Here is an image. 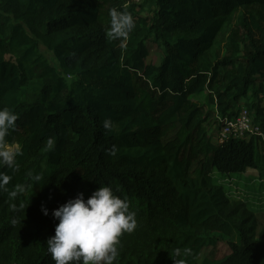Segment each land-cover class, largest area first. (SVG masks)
<instances>
[{
  "label": "trees",
  "instance_id": "16d2710c",
  "mask_svg": "<svg viewBox=\"0 0 264 264\" xmlns=\"http://www.w3.org/2000/svg\"><path fill=\"white\" fill-rule=\"evenodd\" d=\"M113 8L127 39L107 36ZM5 107L22 154L2 171L25 187L0 191V264H55L52 210L103 186L137 220L113 264H264V217L215 181L255 171L264 189V0H0ZM243 110L262 136L219 143Z\"/></svg>",
  "mask_w": 264,
  "mask_h": 264
},
{
  "label": "clouds",
  "instance_id": "9594fccd",
  "mask_svg": "<svg viewBox=\"0 0 264 264\" xmlns=\"http://www.w3.org/2000/svg\"><path fill=\"white\" fill-rule=\"evenodd\" d=\"M107 36L112 40L127 39L135 29L133 16L115 8L109 12ZM18 117L8 108H0V191H8L9 197L17 196L25 186L11 191L8 185L12 179L2 169H14L16 158L21 155L19 148L8 142L11 130L16 127ZM105 121L104 126L109 127ZM49 148L53 140L48 139ZM30 178L39 182L40 174ZM44 215L49 210L42 206ZM58 220L53 236L47 239V252L55 264H113L117 256L120 237L137 228L135 213L130 210L129 201L114 194L109 186L96 189L90 197L79 193L58 208L52 210Z\"/></svg>",
  "mask_w": 264,
  "mask_h": 264
},
{
  "label": "rangeland",
  "instance_id": "374dc122",
  "mask_svg": "<svg viewBox=\"0 0 264 264\" xmlns=\"http://www.w3.org/2000/svg\"><path fill=\"white\" fill-rule=\"evenodd\" d=\"M143 16H147V12ZM148 46L150 50L149 61L160 65L161 50L151 42L148 43ZM41 51L52 64H56L53 55L49 51L43 47ZM200 100H204V98L202 97ZM202 102H205V100ZM215 181L218 185L223 186L231 201L244 202L251 212L264 217V189L261 186L262 182L257 172L248 171L245 174H231L228 176L216 172ZM229 252V241H222L217 250L218 258L229 254Z\"/></svg>",
  "mask_w": 264,
  "mask_h": 264
},
{
  "label": "built area",
  "instance_id": "2783aa9c",
  "mask_svg": "<svg viewBox=\"0 0 264 264\" xmlns=\"http://www.w3.org/2000/svg\"><path fill=\"white\" fill-rule=\"evenodd\" d=\"M139 3L141 0H131ZM221 130L218 136L219 143L230 139H248L252 136H262V131L257 126L247 110H243L236 118L218 117Z\"/></svg>",
  "mask_w": 264,
  "mask_h": 264
}]
</instances>
